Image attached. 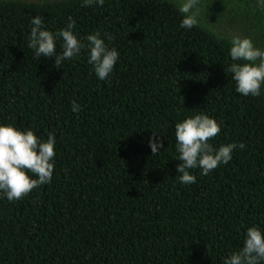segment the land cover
I'll use <instances>...</instances> for the list:
<instances>
[{
  "label": "trees",
  "instance_id": "1",
  "mask_svg": "<svg viewBox=\"0 0 264 264\" xmlns=\"http://www.w3.org/2000/svg\"><path fill=\"white\" fill-rule=\"evenodd\" d=\"M190 30L169 0H0V123L55 136L50 183L0 198V264H222L250 226L264 230V95L235 90L234 35L264 48L255 0H200ZM111 37L119 59L98 80L82 51L57 67L27 47L30 20ZM57 41L56 51H61ZM73 101L80 105L72 111ZM204 112L214 147L246 145L196 183L179 181L175 124ZM156 131L163 147L154 154Z\"/></svg>",
  "mask_w": 264,
  "mask_h": 264
},
{
  "label": "clouds",
  "instance_id": "2",
  "mask_svg": "<svg viewBox=\"0 0 264 264\" xmlns=\"http://www.w3.org/2000/svg\"><path fill=\"white\" fill-rule=\"evenodd\" d=\"M200 0H169L181 16L179 27L190 30L200 19ZM105 0H82V6L103 7ZM256 6L264 11V0H255ZM75 20L69 16L66 26L58 31H50L44 26L42 16L30 20V34L27 47L35 57H52L60 67L65 61L79 58L82 51L87 63L92 66L98 80L105 81L119 59L115 47H109L97 30L80 38L74 32ZM57 41L61 51L57 53ZM229 56L232 63L227 67L235 90L242 96L260 97L264 95V48L257 47L247 36L234 35L230 40ZM72 111L79 112L80 105L73 101ZM220 124L204 112L194 113L175 124L176 153L181 163L177 172L181 184L196 183L191 170L200 169L202 175L232 160L234 150H244L243 142L222 144L214 147L209 140L217 136ZM55 136L49 133L41 139L32 128L0 123V198L8 201L19 200L33 189L51 182L54 171ZM149 146L154 154L163 144L154 131L149 137ZM222 264H264V230L250 226L244 232L242 246L226 256Z\"/></svg>",
  "mask_w": 264,
  "mask_h": 264
}]
</instances>
